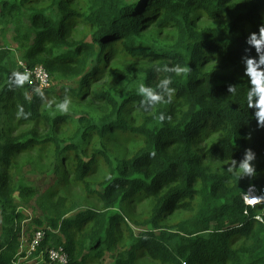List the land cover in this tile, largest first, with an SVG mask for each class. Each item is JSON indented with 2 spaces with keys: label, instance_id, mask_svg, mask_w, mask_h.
<instances>
[{
  "label": "trees",
  "instance_id": "obj_1",
  "mask_svg": "<svg viewBox=\"0 0 264 264\" xmlns=\"http://www.w3.org/2000/svg\"><path fill=\"white\" fill-rule=\"evenodd\" d=\"M83 2L84 13L74 8L78 0H0V36L12 30L16 46L0 38V208L6 221L25 219L16 194L36 195L10 174L15 157L50 147L54 162L72 163L75 183L103 204V210L77 212L84 206L66 208L63 198L47 219L51 231L42 247L62 249L68 264H139L141 257L158 264H264V202H248L251 188L264 193V176L238 178L210 165L239 164L251 150L264 172V123L249 107L256 86L241 77L253 69L264 74V46L249 43L264 28V0ZM82 28L89 37L78 38ZM38 68L58 87L38 90L31 74ZM166 78L170 84L162 83ZM64 97L90 100L104 114L48 108ZM12 115L29 130L13 135L5 123ZM69 125L74 134L62 136ZM111 135L143 144L132 158L113 159ZM99 161L108 173L94 188L88 176ZM145 201L151 215L133 221L137 232L127 224L123 250L118 228L124 219L110 212ZM181 211L188 217L171 223ZM33 225L43 223L36 218ZM20 246L18 235L1 239L0 264H17Z\"/></svg>",
  "mask_w": 264,
  "mask_h": 264
},
{
  "label": "rangeland",
  "instance_id": "obj_2",
  "mask_svg": "<svg viewBox=\"0 0 264 264\" xmlns=\"http://www.w3.org/2000/svg\"><path fill=\"white\" fill-rule=\"evenodd\" d=\"M47 5L48 1L41 3L38 8H45L44 6L47 7ZM74 8L77 11L84 13L86 11V3H84L83 0H78V3L74 5ZM206 23L208 22H204L202 23V25H205ZM12 35L13 31L10 30L6 32L5 36H0V38H4L8 42V44L14 50H16V46L14 45V42L12 40ZM89 36V33H87V31L82 28L79 32L78 38ZM16 56L18 58L20 56V53L18 51ZM20 62L21 61L19 59V64ZM114 65H112L110 69L123 68L122 65ZM241 77L246 81V83L251 84L253 86H257L252 83L253 75L251 72L243 73L241 74ZM34 82L38 87H40V83L37 81L36 78L34 79ZM108 83L109 82L107 80L102 82L104 86H107ZM262 85H264V74H260V86ZM57 87L58 84L56 83V81L51 80V78L49 77V81L45 84L43 88L46 90H53ZM54 99L55 98L49 101L50 103L48 105V108H53L57 111H61L59 110L58 105L62 103L65 99H67L69 101L68 111L80 112L83 110H87L92 113V116H94L95 118H98L95 115L102 116L104 114L102 108L97 104L91 102L90 100L82 101L79 103L74 101L70 97H64L55 100ZM5 123L9 124V126L12 127L13 135H18L22 132L29 130L25 127H19L18 116L17 118H15V115L6 118ZM75 130L76 127L74 125L65 126L63 130H61V135H64V137H70L74 134ZM39 131L41 133L43 132L41 127L39 128ZM111 136L114 140H110L109 142H107V146L111 152V157L113 159L121 158L128 160L132 158V156L139 150L140 146L143 144L142 140L139 138L130 139L122 138L123 136H121V138L119 139L118 135ZM211 140L217 141L218 138L215 137ZM99 144V140L93 138L91 145L98 146ZM206 144L209 145L208 142H206ZM207 145L203 144L199 146V148L204 151ZM52 150L53 148L50 147L47 150L34 149L30 153L19 154L15 157L14 166L13 169L10 171V174L14 176V179H17V183H15L18 184V187L20 189H22L23 187L31 188L36 195L27 198H21L19 194L15 195L16 199L18 200L17 213H21L26 219V221L24 219L8 223L6 221L7 213H3L0 208V240L2 238L9 239L13 235H21L22 238L25 236L30 240L31 238H33L38 228H46L48 226L47 219L55 214V206L59 203V201L64 199H66V208H69L70 205L68 204H70L71 202L81 203L84 206L78 209L77 212L88 209L103 210V204L98 203L93 198L89 197L84 187L77 185L73 180V171L68 169L70 166H72V163H67L64 167H61V165L54 162L52 157ZM101 163V161L97 162L93 173L88 176V179L92 182L94 188H98V185H100L104 181L103 176L108 173L107 168L101 169ZM250 164H252L255 169L254 175L259 174V176H264L263 170H259L257 167L258 163L251 161ZM210 165L214 170L228 172L230 173V175L237 174L235 170L230 168V166H232V162L220 163L214 161L210 163ZM236 167L238 168L239 164H236ZM256 194L259 198L263 200L264 193H262L257 187L251 188L248 197L256 198ZM261 199L258 200L260 201ZM151 211L152 206L150 202L145 201L142 203L126 206L123 211H120L116 208L110 212V218H113L117 215H122L124 219V223L118 228V241L121 249L125 250L129 245V232L126 227L127 224H130L133 229V221H144L148 219L151 215ZM186 217H188L187 213L181 211L179 213H176L172 217L170 222L174 223ZM36 218L42 221V227H36L33 225V222ZM31 220H33V222H31ZM28 227L31 228L30 231H26ZM133 230L137 232L138 229L134 228ZM23 242L28 243L29 241L24 240ZM51 246L54 247L55 245L51 244ZM48 248V246H44V248L42 247L40 252H46ZM31 257L32 256H29L25 260H30ZM38 263L39 260L34 258L30 260L28 264ZM138 263L158 264L150 260L148 257L139 258Z\"/></svg>",
  "mask_w": 264,
  "mask_h": 264
},
{
  "label": "clouds",
  "instance_id": "obj_3",
  "mask_svg": "<svg viewBox=\"0 0 264 264\" xmlns=\"http://www.w3.org/2000/svg\"><path fill=\"white\" fill-rule=\"evenodd\" d=\"M259 36V38H257ZM250 45L254 46L257 50L261 48V46H264V28L261 29L259 35L252 34L249 38ZM246 63L248 66H251V58L247 59ZM253 80L252 83L257 85L255 89L252 90L249 94V107H254L258 111L256 112V116L258 120L262 123H264V120L261 119V116L264 115V87H260V74L255 71V69L252 70ZM164 84H170L171 81L169 79H164L162 81ZM233 88H230L229 91H232ZM141 95L148 96L150 94V90L141 86L139 90ZM153 96L155 94L151 93ZM253 97H257L255 100H253ZM69 107V101L65 99L62 103L58 105L59 110L62 112H67ZM161 120L164 119L163 114H161ZM255 159V154L251 150H247L245 152L244 158L242 161L239 162V167H236V161H232V168L235 170L238 174V178H243L245 176H252L254 175L255 169L252 164H250L251 161ZM255 199L254 197H252ZM262 203V202H260Z\"/></svg>",
  "mask_w": 264,
  "mask_h": 264
},
{
  "label": "built area",
  "instance_id": "obj_4",
  "mask_svg": "<svg viewBox=\"0 0 264 264\" xmlns=\"http://www.w3.org/2000/svg\"><path fill=\"white\" fill-rule=\"evenodd\" d=\"M31 74L33 78L34 79L36 78L37 81L40 83L39 85L40 87L36 85L37 89L38 90L44 89L43 87L49 81V75L42 68H38L34 70ZM256 196L258 197L257 194ZM255 199L251 198V200L249 201L250 204L255 205L254 202H252ZM262 202H264V198ZM50 231H51V228L47 227L44 229L37 230L33 238H31L30 240L24 237L21 242L20 252L17 256L16 263L24 264L25 262H29L30 260L34 258L38 259L39 263L41 262L43 263L45 262V259L47 258L51 264H68L69 258L60 248L47 249L46 252H43V253L40 252V250L42 249L43 241L45 240L47 233ZM24 240H28L29 242L24 243L23 242ZM37 252H39L38 255H36ZM29 256H32V257L30 258V260L26 261L25 259H27Z\"/></svg>",
  "mask_w": 264,
  "mask_h": 264
},
{
  "label": "bare ground",
  "instance_id": "obj_5",
  "mask_svg": "<svg viewBox=\"0 0 264 264\" xmlns=\"http://www.w3.org/2000/svg\"><path fill=\"white\" fill-rule=\"evenodd\" d=\"M258 199H261V198H259V197L256 196V199L254 200V202H255L256 204L262 202V200L259 201Z\"/></svg>",
  "mask_w": 264,
  "mask_h": 264
},
{
  "label": "crops",
  "instance_id": "obj_6",
  "mask_svg": "<svg viewBox=\"0 0 264 264\" xmlns=\"http://www.w3.org/2000/svg\"><path fill=\"white\" fill-rule=\"evenodd\" d=\"M24 226H25V225H24ZM18 236H19V238H20V244H21V242H22V240H23V238H24L25 236H24L23 238L21 237V235H18ZM25 238H27V237H25ZM2 239H3V238H2ZM27 239H28V238H27ZM28 240H29V239H28Z\"/></svg>",
  "mask_w": 264,
  "mask_h": 264
}]
</instances>
